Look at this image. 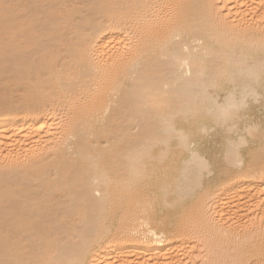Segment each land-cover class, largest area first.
Returning a JSON list of instances; mask_svg holds the SVG:
<instances>
[{"label": "bare ground", "instance_id": "bare-ground-1", "mask_svg": "<svg viewBox=\"0 0 264 264\" xmlns=\"http://www.w3.org/2000/svg\"><path fill=\"white\" fill-rule=\"evenodd\" d=\"M0 264H264V0H0Z\"/></svg>", "mask_w": 264, "mask_h": 264}, {"label": "rangeland", "instance_id": "rangeland-1", "mask_svg": "<svg viewBox=\"0 0 264 264\" xmlns=\"http://www.w3.org/2000/svg\"><path fill=\"white\" fill-rule=\"evenodd\" d=\"M247 208H249V206L247 207ZM255 208V207H254ZM253 207H252V209H254Z\"/></svg>", "mask_w": 264, "mask_h": 264}]
</instances>
